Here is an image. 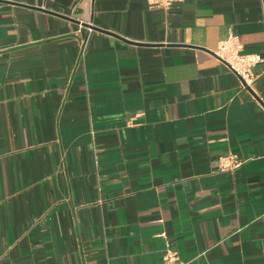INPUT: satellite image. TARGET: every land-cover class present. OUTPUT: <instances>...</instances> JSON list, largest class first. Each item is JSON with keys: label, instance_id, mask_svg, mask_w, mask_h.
<instances>
[{"label": "crops", "instance_id": "obj_1", "mask_svg": "<svg viewBox=\"0 0 264 264\" xmlns=\"http://www.w3.org/2000/svg\"><path fill=\"white\" fill-rule=\"evenodd\" d=\"M230 34L264 58V0H0V264H264V72Z\"/></svg>", "mask_w": 264, "mask_h": 264}, {"label": "built area", "instance_id": "obj_2", "mask_svg": "<svg viewBox=\"0 0 264 264\" xmlns=\"http://www.w3.org/2000/svg\"><path fill=\"white\" fill-rule=\"evenodd\" d=\"M151 7H160L168 9L174 3H180L184 0H146ZM215 56L224 63L229 71L235 74L240 80V86L245 91H252L257 80L254 69L257 66L262 67L264 72V58L255 53H244L243 45L238 36L230 34L224 41L220 42ZM255 93V92H254ZM260 104L264 108V99H260ZM245 159L237 154L229 153L217 158V170L221 172H232L240 168ZM161 236H165L162 234ZM163 264H186L178 259L177 252L166 248L162 256Z\"/></svg>", "mask_w": 264, "mask_h": 264}, {"label": "water", "instance_id": "obj_3", "mask_svg": "<svg viewBox=\"0 0 264 264\" xmlns=\"http://www.w3.org/2000/svg\"><path fill=\"white\" fill-rule=\"evenodd\" d=\"M211 54H212L213 56H215V54H214L213 52H211Z\"/></svg>", "mask_w": 264, "mask_h": 264}]
</instances>
